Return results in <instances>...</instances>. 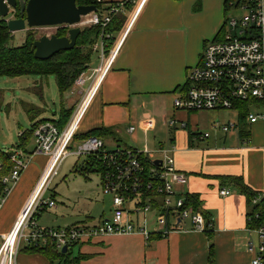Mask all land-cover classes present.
<instances>
[{"label": "crops", "instance_id": "obj_1", "mask_svg": "<svg viewBox=\"0 0 264 264\" xmlns=\"http://www.w3.org/2000/svg\"><path fill=\"white\" fill-rule=\"evenodd\" d=\"M121 1L125 0H103L100 9H107ZM225 3V0H146L110 70L89 101L74 139L78 144L90 131L104 129L106 132L100 139L105 147V141L108 140L117 147L147 149L154 152L156 158L160 157L157 153L159 149L172 148L170 156L176 170L187 176V183L177 188L178 194H190L198 198L204 217L211 224L210 237L192 230L173 232L165 238H152L149 241L140 235L100 236L76 245L77 251L72 254L76 264L250 262L251 255L245 246L248 238L246 198L226 178L241 179L253 192L264 190L262 124L249 125L243 114L245 109L240 104L229 110L236 113V120L227 123L235 125L234 129L227 132L231 133L227 136L228 141L233 140L235 145L220 146L216 142L211 145V140H208L210 136L206 139L195 136L199 135L196 134L198 113L212 111L186 112L173 109V99L182 90L189 70L201 62L205 45L222 38L226 12L229 11ZM132 8V4H126L124 12L113 18V25L108 32L111 40L116 38ZM91 61L84 72L88 79L93 69ZM59 95H65L66 101L60 116L53 115L50 119L40 115L41 111L37 109L31 126L43 120L66 121L81 101L83 90L72 86ZM218 111L224 110L214 112ZM170 120H175V127L168 125ZM181 124L186 127L182 128ZM129 128L133 130L128 132ZM24 152L30 154L32 150L27 152L24 149ZM45 163L46 158L31 169L28 163L22 172L30 169L29 178L24 179L22 174L11 187L9 195L14 188L16 190L23 185V195L17 206L1 219L0 234L8 233L12 228L36 188ZM224 188L231 192L230 195H219V190ZM109 217L100 215L94 222L91 218L86 221L98 223ZM86 221L77 220L64 228ZM17 264L51 263L41 254L21 252L17 256Z\"/></svg>", "mask_w": 264, "mask_h": 264}, {"label": "built area", "instance_id": "obj_2", "mask_svg": "<svg viewBox=\"0 0 264 264\" xmlns=\"http://www.w3.org/2000/svg\"><path fill=\"white\" fill-rule=\"evenodd\" d=\"M145 1H121L107 9L96 8L95 12L81 18L78 28L100 30L92 48L98 65L89 79L82 73L74 82L75 87L83 90L81 101L62 128L51 120L38 122L33 127L34 148L30 154L15 147L6 152L10 168L0 175V209L27 167L30 156L42 155L48 161L12 228L0 234V264H17V256L24 247L51 246L61 254L66 248L65 254H72L77 244L100 236L140 235L149 241L178 231L206 233L210 230L211 224L203 214L188 204L187 194H178L177 188L187 183V176L176 170L170 156L172 148L159 149L160 157L156 158L154 152L147 149L116 147L109 150L100 138L89 136L72 149L88 103L110 70ZM102 2L97 0L99 4ZM225 2L227 10L241 12V15L227 16L222 38L205 45L201 62L189 70L182 90L173 99V109L186 112L232 110L244 104L247 123H261L264 128V0ZM126 4H132L133 8L116 38L111 40L107 28L116 15L124 12ZM53 28L69 30L70 27ZM175 123L170 120L168 125L175 127ZM181 127L186 126L181 124ZM234 128L231 123L219 127L223 133ZM132 130L129 128L128 132ZM208 137L207 133L195 136ZM69 156L90 160L89 172L100 175L102 193L112 198L111 215L98 223L83 222L61 229L39 227L35 216L45 207H55L53 200L44 202L42 195ZM2 168L0 163V173ZM230 193L225 188L219 190L223 197ZM246 214L245 246L251 255L248 264H264V190L253 196Z\"/></svg>", "mask_w": 264, "mask_h": 264}, {"label": "rangeland", "instance_id": "obj_3", "mask_svg": "<svg viewBox=\"0 0 264 264\" xmlns=\"http://www.w3.org/2000/svg\"><path fill=\"white\" fill-rule=\"evenodd\" d=\"M231 14L240 16L241 12L228 11L226 17ZM9 18H15L14 13L11 17L8 16ZM57 31L58 29L54 28L18 31L12 33V39L8 42V45L11 47L23 45L27 34L34 40H38L42 36L56 35ZM91 59V68L94 69L98 65L97 62H99L97 54H92ZM65 106V95L60 97L52 76L0 77V151L7 152L13 147L21 151H24V149L27 152L33 151L34 142L32 137L27 140L23 147H20V134L31 130L30 115H35L36 110L40 109V115L44 117L50 119L53 115L59 117L62 107ZM198 114L196 134L208 133L210 136L208 140H211V145L215 142L220 146L235 145L233 140L232 142L228 141L227 136L231 133L225 134L219 129L229 121L234 122L236 120L235 112L224 110ZM105 142L106 149L117 147L111 145L108 140ZM76 145L77 143L73 142L72 149H75ZM44 158H46L47 163V157L36 154L30 156L29 168L40 165ZM84 160V157L69 156L62 162L57 175L42 195L44 202L53 200L55 208L48 209L45 207L43 211L38 213L39 216H35L34 220L39 227L59 229L77 220L86 221L87 218H91L94 222V220H98L100 215H104V217L111 215L112 198L109 195L102 194L99 174L82 170L85 166ZM30 169L21 173L25 176L24 179L29 178L28 176L31 173L28 174V172ZM20 188L16 190L14 188L12 194H8L2 212L0 211V222L5 214L10 213L13 207L17 206L18 201L21 200L23 185ZM27 195L25 196L27 197ZM90 223H92L91 220ZM76 248V246L72 248V254L76 253ZM54 264H57V262H54Z\"/></svg>", "mask_w": 264, "mask_h": 264}, {"label": "trees", "instance_id": "obj_4", "mask_svg": "<svg viewBox=\"0 0 264 264\" xmlns=\"http://www.w3.org/2000/svg\"><path fill=\"white\" fill-rule=\"evenodd\" d=\"M78 6H89L94 5L97 9H100V4L97 0H75ZM14 17H19V10L14 12ZM111 24L107 28V32L111 30L113 25ZM119 30V29H118ZM68 29L59 28L56 36L64 37L67 34ZM100 33L99 28L91 27L82 29L77 41L76 46L71 51L60 52L53 56L51 59L46 61H39L33 57L32 43L35 41L33 38L26 35L23 45L19 47H11L8 42L12 39V34L8 32L6 23L0 19V77L16 78L22 76H53L58 92L62 95L67 92L74 84L75 80L80 74L84 73L88 69L91 55L93 54V45L96 42ZM110 33V32H109ZM245 111L243 112L246 117V105L241 104ZM64 114V113H63ZM36 115V114H35ZM34 114L30 115V121L33 122L36 118ZM71 116L69 114L67 120ZM64 119V116L62 117ZM66 121L61 122L55 121L59 127H63ZM44 121V120H43ZM41 122V121H40ZM38 122L31 126V130L27 133L20 134V147H23L27 140L32 137L33 127ZM106 132L104 129H96L87 133L84 137L94 136L100 138ZM77 137L75 135L74 139ZM9 155L6 152L0 151V163L3 168L0 175H4L10 168ZM90 160H85V166L82 170L89 172V166L91 165ZM81 170V169H80ZM230 183H233L239 193L245 196L246 206L250 205V201L257 192L251 191L247 188L241 179L238 178H226ZM188 204L191 205L195 210L200 211L203 216L204 213L201 209L198 198L195 195L187 194ZM247 215V214H246ZM247 224V223H246ZM211 230L207 231L206 234H210ZM210 237V235H208ZM210 257L212 256V244L209 246ZM21 252L27 253H38L44 256L51 264L54 262L64 264H76V259L72 257V254H61L51 246L44 247H24Z\"/></svg>", "mask_w": 264, "mask_h": 264}, {"label": "water", "instance_id": "obj_5", "mask_svg": "<svg viewBox=\"0 0 264 264\" xmlns=\"http://www.w3.org/2000/svg\"><path fill=\"white\" fill-rule=\"evenodd\" d=\"M19 10L18 18H9ZM96 11L94 5L78 6L75 0H0V19L9 33L38 28L70 27L66 36H42L32 43L33 57L46 61L60 52L71 51L81 32L78 24L82 17ZM66 253V248L61 250Z\"/></svg>", "mask_w": 264, "mask_h": 264}]
</instances>
